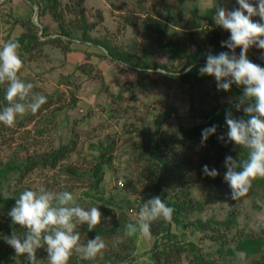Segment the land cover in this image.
Returning <instances> with one entry per match:
<instances>
[{"label":"rangeland","instance_id":"1","mask_svg":"<svg viewBox=\"0 0 264 264\" xmlns=\"http://www.w3.org/2000/svg\"><path fill=\"white\" fill-rule=\"evenodd\" d=\"M256 2L251 0L253 5ZM32 3L0 0V42L7 41V37L13 40L26 30L17 24L16 18H32L41 24L40 37L45 43L31 53L19 52L23 67L18 76L26 83H32V92L46 96L47 102L35 114L27 111L17 116L11 127L0 122V168L40 160L41 155L62 145L74 149L56 165L39 164L23 176V170H12L0 185V250L9 255V263L0 255V264H30L27 254L17 256L3 239L10 235L3 231V226L10 222L8 213L25 189L36 190L44 186L52 191L67 190L76 200H82V207L98 206L103 217L95 228L103 226L108 230L118 223L127 225L126 216L136 220L137 216L130 213V209L138 206L147 187V183H138L139 174L147 169L140 158V149L136 148L138 143L147 141L140 131L144 128L156 131L159 121L163 122L161 136L169 145L168 149L164 147V152L175 156L176 162L183 153L191 161L182 165L187 173L185 177L164 184L163 196L170 198L188 188L191 196L204 204L202 210L187 213L173 225L175 241L184 245L186 251L177 255L172 246L171 264H191L196 254L215 259L219 264H264V246L261 252L251 254L237 248L238 241L245 235L264 237L263 184L256 185L253 180L249 192L237 201L233 200L227 183L224 190H219L195 173L204 156L211 160L208 163L216 164L218 147L194 143L197 147L190 149L191 141L179 132L181 126L191 127L203 122V114L215 104L236 103L243 87L217 90L213 76L207 79V87L184 83L179 74L185 72L189 58L174 59L158 43L162 37L164 42L174 43L190 52H197L199 48L208 52L212 49V32L221 33V42L230 37V32L216 25L215 20L209 26L208 12L214 10V17L216 4L228 10L238 8L237 0H86L87 23L94 25L91 29L77 28L76 17L67 9L72 0H61L71 40L63 36L59 42L57 39L47 41L62 34L59 23L50 13L41 18L40 9ZM252 19L254 22L260 20L259 16ZM45 25L50 36L41 35ZM95 39L138 54L151 68L140 73L119 64L106 49L95 43ZM224 51L231 50L225 48ZM239 52L240 48H237L236 54ZM248 58L264 67V49L253 46L248 51ZM88 62L96 68H84ZM6 106L3 104L2 108ZM232 112L235 117H242V110L237 111L234 107ZM227 143L236 149L244 148L234 142ZM109 146H113L112 160L105 165L104 179L97 187L93 173L99 155ZM228 155L237 157L235 150L229 151ZM221 170L227 171L224 164ZM119 181H123L124 186H119ZM3 198L11 201L5 204ZM229 217L234 218L233 223H222ZM197 219L212 220L215 229L200 230ZM108 224L111 225L107 227ZM87 230L86 224H77L76 231L81 235L82 244L87 242ZM132 238L141 255L151 250L156 241L153 233L144 237L137 232ZM105 243L106 248L94 259L84 260L73 254L68 264H107L104 258L115 251L117 243L113 236ZM163 243L168 244V241L161 240L159 245ZM36 257L40 264H49L46 245L36 250ZM136 261V264L155 263L150 253L138 256Z\"/></svg>","mask_w":264,"mask_h":264},{"label":"clouds","instance_id":"2","mask_svg":"<svg viewBox=\"0 0 264 264\" xmlns=\"http://www.w3.org/2000/svg\"><path fill=\"white\" fill-rule=\"evenodd\" d=\"M237 3L239 7L233 10L216 4L213 17L216 25L230 32V37L221 44L231 51L218 55L209 52L206 63L198 70L201 76L215 78L217 90L230 91L233 84L243 86V93L234 107L237 111L242 110L247 119L235 117L231 109L225 113L226 142L249 150L248 158L243 161L238 162L231 155L225 157L227 171L223 179L231 189V198L236 201L249 192L253 180L264 177V67L248 58V51L253 46L264 49V0H257L256 5L251 0H237ZM254 16H259L260 20L254 22ZM20 47L17 40L0 42V83H7L5 99L8 101V106L0 111V122L8 127L15 124L17 116L27 111L35 114L47 102L46 96L32 92V83H26L18 76L23 67ZM237 48H240L239 55ZM193 67L195 65L189 64L184 71L190 72ZM216 131V125L203 129L201 146ZM218 139L225 141L224 135ZM202 171L212 178L219 175L217 169H209L208 165H204ZM173 212L174 209L160 196H153L140 207L135 222L125 226L124 236L139 232L150 237L153 222H168ZM8 215L13 224L26 228L27 233L21 238L13 229L11 235L3 239L17 256L27 254L30 264H40L36 250L43 245H46L49 264H68L73 254L91 260L106 248L99 235L81 243L77 224H86L88 231H92L101 223L103 214L98 206L82 207L70 191H52L44 186L36 190L25 189L15 199ZM116 239L117 242L123 240L122 237Z\"/></svg>","mask_w":264,"mask_h":264},{"label":"trees","instance_id":"3","mask_svg":"<svg viewBox=\"0 0 264 264\" xmlns=\"http://www.w3.org/2000/svg\"><path fill=\"white\" fill-rule=\"evenodd\" d=\"M28 2H33L39 6L40 9V17L45 18L48 13L52 14L53 18L59 23L60 29L62 31V34H58V38H50L47 41H56V39L59 41H62V37H70L71 31L69 29V22L66 23L65 18V8H63V5L61 3V0H27ZM86 0H72V3L67 6L68 10L76 17V21H78V25H76L77 28L80 26L85 27L87 29L93 28V24L87 23V17H86V9L84 6ZM214 10H211L207 14V19L209 26L214 24V18H213V12ZM74 21V20H73ZM71 21V22H73ZM17 24H21L26 28V30L19 35L18 37L14 38L13 40H17L19 44L21 45L20 49L18 50L20 53H31L35 49H41L42 46L45 43V40H42L40 37V26L41 24H37L32 20V18L22 19V18H16ZM71 24V23H70ZM45 31H43L44 36H50L51 33H48V27L47 25L43 26ZM73 29V28H72ZM160 31L161 35L162 32V25L160 24ZM212 36L210 38V43L212 44V49L206 52L205 50L199 48L197 52H190L186 48H181L171 42H164L162 37L158 39L159 46L162 47V49L165 50V48L168 50L172 58L178 59L187 57L189 58V64L195 65L193 67L192 71L190 72H184L182 74H179V78L184 82L189 84L190 86H206L207 79H210L211 76H201L199 75V67L206 62L207 54L211 52L213 55H218L220 52H223L225 50V47L221 44V33L217 30L212 32ZM70 39V38H69ZM6 40H10V37H7ZM71 40V39H70ZM89 41V40H88ZM95 43L98 44V46L106 49L108 51L109 56L113 59L118 61L119 64H124L127 67L135 68L140 73L145 72L151 68L147 60L142 59L138 54L129 52L127 50H124L123 48H120L119 46L113 45L112 43H109L107 41L101 40V39H95ZM177 46V47H175ZM89 63V62H88ZM80 67L83 68L81 65ZM88 67V69H94L96 68L92 64L89 63V65H84V68ZM166 68V66H163ZM19 74V73H18ZM235 88L239 87L242 88L243 86H237L233 84ZM7 90V83H0V111L3 110L2 106L3 104L8 105V101L5 99V93ZM235 103H217L213 108L208 112L203 114L204 121L196 124L191 127H185L181 126L179 129L180 134L187 140L191 141L190 149H195L197 146L194 145V143H201V133L202 130L210 127L212 125L217 126V131L215 134L209 136L206 143L213 147H218V150L216 152V164L212 165V163H208L207 161H211L207 156L202 157V163L198 164L196 167L195 173L200 177L202 180H207L209 183H213L216 188L219 190H224L226 182L224 181V172L221 170V166L224 164L225 157L227 156V153L231 150H235L236 154V160L239 162L240 160H246L249 155V150L246 148H238L236 149L234 146H230L226 141H221L218 139L221 135H226V132L228 131L226 122H225V113L226 110L234 109ZM242 116L247 119L244 113H242ZM161 119V116L159 117ZM159 121V120H158ZM163 130V122H160L157 124V130L152 131L150 128H144L140 131V134L144 136V138L147 137V141L138 143V148L140 149L139 154L140 158L145 161V168L147 169L145 173L139 174V180L138 183L143 184L147 183V187L145 188V195L141 199V203H144L148 199H150L153 196H160L161 199L171 208L174 209V212L172 214V219L168 222H164L163 220H157L153 222L151 227V233H153L156 237V241L154 244V247L149 250L148 252L140 253L137 252L136 244L132 238V236H124L125 232V224L118 225L115 224L113 227L111 226L108 230L105 229L103 226H99L98 228H94L92 231L87 230L88 239L95 238L96 235H99L104 239L109 238V236H113L115 239V242L117 243L115 247V251H113L110 256H105L104 261L107 264H136V260L138 256H143L144 254H151V256L155 259L154 264H171V258H172V246L174 247L177 255L183 253L186 251V247L179 242L175 241L176 234L172 231L173 225L176 223H179L181 219L185 218L187 213H192L195 210L203 209V203L197 201L191 196V192L188 188H183L180 191L179 195L171 196L170 198H165L163 196V190H164V184L170 183L172 181H175L179 177H185L186 170L182 168V165L185 163H189V159L185 158L186 154L183 153L182 155H179L180 159L178 162L174 160V157L170 152H164V147L168 149L169 145L168 142L163 139L161 134ZM227 137H225L226 139ZM144 141V140H143ZM140 146V148H139ZM137 147V146H136ZM113 146H109V148L102 150V153L99 155L98 160L99 163L96 165L94 170V177H95V183L98 187L100 185V182L103 181L105 176V165L110 163L112 160V149ZM73 146L69 145H62L59 148L53 150L49 154H44L40 156V160H27L25 163L20 164H14V165H7L0 168V185L4 182L6 177L9 175V173L12 170L20 171L21 176L24 175L25 172H28L29 170H32L36 165L43 164V163H50L52 165H56L60 160L65 159L70 152L73 151ZM184 157V158H183ZM208 165L209 169L215 168L218 170L219 175L215 178L206 176L203 174V166ZM25 168V170H24ZM242 170V169H238ZM254 184L259 185L263 184L264 186V177H257L254 180ZM100 199H104L103 197ZM3 203L7 204L9 201H11L10 198H3ZM81 199L77 200V203L80 205L82 204ZM112 201L111 199L109 200ZM115 204L116 202H112ZM116 205V204H115ZM122 208V206H120ZM129 209V208H128ZM127 209V211H128ZM8 212H6L7 214ZM9 217V223L6 224L3 231L5 233H9L11 235L13 229L17 232V234L23 238L24 235L27 233V229L23 228L19 225H15L12 223L11 217ZM234 218L229 217L227 220L223 221L224 224H230L233 223ZM125 221L127 223L135 222V220H132L125 217ZM129 221V222H128ZM214 222L212 220H202L197 219L196 225L197 227L202 230L206 231L207 229H215L214 228ZM111 224L106 225L107 227ZM2 227V224L0 225V228ZM121 227L120 230L119 228ZM117 237H122V242H117ZM87 239V240H88ZM161 240H167L168 244L163 243L162 245H159V242ZM173 243V245L171 244ZM193 246L194 244L191 243ZM264 246V237H258V238H251L249 235H245L243 238H241L238 241L237 248L240 250H244L247 253H257L261 252L262 247ZM0 255L3 257L2 259L6 260L9 263V255L5 251L0 250ZM157 262V263H156ZM162 262V263H161ZM191 264H219L215 259H207L203 255H195L194 258L191 260Z\"/></svg>","mask_w":264,"mask_h":264},{"label":"built area","instance_id":"4","mask_svg":"<svg viewBox=\"0 0 264 264\" xmlns=\"http://www.w3.org/2000/svg\"><path fill=\"white\" fill-rule=\"evenodd\" d=\"M118 185L119 186H124V182L123 181H119L118 182ZM143 205V203H139L138 206H135V207H132L130 209V213H133L134 215L138 216V213H139V210H140V207Z\"/></svg>","mask_w":264,"mask_h":264},{"label":"water","instance_id":"5","mask_svg":"<svg viewBox=\"0 0 264 264\" xmlns=\"http://www.w3.org/2000/svg\"><path fill=\"white\" fill-rule=\"evenodd\" d=\"M32 5H34L35 7L39 8V6L37 4H35V3H32Z\"/></svg>","mask_w":264,"mask_h":264}]
</instances>
